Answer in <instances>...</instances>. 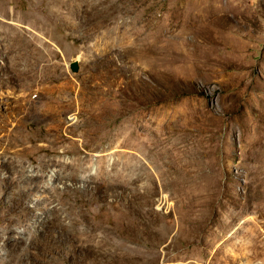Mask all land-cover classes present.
<instances>
[{
    "label": "rangeland",
    "instance_id": "obj_1",
    "mask_svg": "<svg viewBox=\"0 0 264 264\" xmlns=\"http://www.w3.org/2000/svg\"><path fill=\"white\" fill-rule=\"evenodd\" d=\"M0 264H264V0H0Z\"/></svg>",
    "mask_w": 264,
    "mask_h": 264
},
{
    "label": "water",
    "instance_id": "obj_2",
    "mask_svg": "<svg viewBox=\"0 0 264 264\" xmlns=\"http://www.w3.org/2000/svg\"><path fill=\"white\" fill-rule=\"evenodd\" d=\"M70 68H71L72 71H74V72H78L79 69H80L79 61H78V60L72 61V62L70 63Z\"/></svg>",
    "mask_w": 264,
    "mask_h": 264
}]
</instances>
